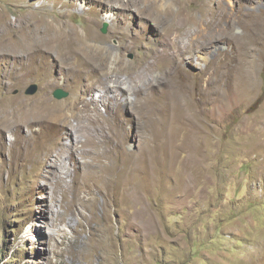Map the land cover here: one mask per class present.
I'll use <instances>...</instances> for the list:
<instances>
[{
  "label": "rangeland",
  "instance_id": "374dc122",
  "mask_svg": "<svg viewBox=\"0 0 264 264\" xmlns=\"http://www.w3.org/2000/svg\"><path fill=\"white\" fill-rule=\"evenodd\" d=\"M2 165L0 264H264V0H0Z\"/></svg>",
  "mask_w": 264,
  "mask_h": 264
},
{
  "label": "bare ground",
  "instance_id": "6f19581e",
  "mask_svg": "<svg viewBox=\"0 0 264 264\" xmlns=\"http://www.w3.org/2000/svg\"><path fill=\"white\" fill-rule=\"evenodd\" d=\"M150 6L152 7V9L155 10V11L152 12V14H155L156 11L158 12L157 8L154 5H150ZM158 13H160V12H158ZM165 15L169 16L170 15V11L166 10ZM162 24L165 25L166 24V20H163ZM176 38H177V36L174 39H176ZM63 41H69V49L71 48V45L73 44L71 39L65 38L64 35L61 34V54H62V52H65V51L68 50V49L62 50ZM72 52L78 55L77 56L78 57V66H80L81 69H86L88 67H91L94 71L103 72V67H102L101 63L104 62L103 59L107 58L108 55L107 54H103L100 47H97L96 45L92 44L89 41H86V42L82 41L81 45H79L77 50H72ZM79 52L82 53L83 57H81ZM67 53H71V50H68ZM63 67H64V63L61 61V72H64V68ZM116 67L120 68V63H118ZM115 70H117V69L115 68ZM245 76H248V74H245ZM175 77H176L175 72H173L172 73V79H174V81L177 82L178 80H176ZM93 79L95 80V77ZM247 79L249 80L250 77L248 76ZM166 83H168V82H166ZM100 96H101V94L98 93V98ZM76 103L77 102H72V103L67 104V105H65V104H61V105H58V104H53L52 105V104H50V106H44L42 108V110L39 112V114H44V116L46 118H53V117L55 118V117L61 115V122H60L61 125H59V127L57 129V136H59V135H61L62 131H64L67 128V126H68L67 123L69 122L68 114L65 111L68 108L75 109L74 106H75ZM84 111L86 112V114H84V116H87L93 122L102 121V122H105V123H108V124L110 123L109 120H106L103 117L88 115L87 114L88 108H85ZM55 113H57V114L54 116ZM29 125H32V123H29ZM108 142H110L109 139H108ZM36 149H38V150L40 149L41 150L42 158H40L39 152H36V153H33V154H28V152L26 150H23V154H24L23 157L21 156V153H19L17 156H15V158L18 159V160H21L23 163H34V162H37V161H40V160L47 159L44 171L46 172L48 169H53L54 168V161H53V156L51 154L50 149L49 148H36ZM109 156L111 157V154H109ZM94 158L99 159L100 157L99 156H94ZM70 159L74 162L75 165L77 164L76 158L73 155V152L70 154ZM15 162H17V160H15ZM2 168H3V165L0 166V176H2V174H3V172H1ZM7 168L10 171H14V169L9 167L8 165H7ZM121 169L125 170L126 166L125 165L121 166ZM102 173H103V171H102ZM59 179H60V177H59ZM89 184L94 185V182L90 181ZM94 187H95V185H94ZM44 189H45L44 187L43 188L40 187L38 190H40V192H43L45 194L46 190H44ZM42 202H46V200L44 199ZM92 215H93V212H89L90 220L93 219ZM43 216H45V215L43 214Z\"/></svg>",
  "mask_w": 264,
  "mask_h": 264
},
{
  "label": "water",
  "instance_id": "95a60500",
  "mask_svg": "<svg viewBox=\"0 0 264 264\" xmlns=\"http://www.w3.org/2000/svg\"><path fill=\"white\" fill-rule=\"evenodd\" d=\"M107 24H104L103 29H102V33L106 34L107 33ZM38 91V87L37 85H30V87H28V89L26 90V95H35ZM16 94V93H15ZM53 96L56 100H62L65 99L69 96V93H67L66 91L62 90V89H56L53 93Z\"/></svg>",
  "mask_w": 264,
  "mask_h": 264
}]
</instances>
